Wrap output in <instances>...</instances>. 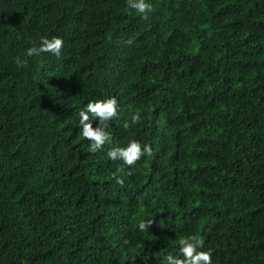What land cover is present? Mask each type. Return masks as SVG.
Wrapping results in <instances>:
<instances>
[{"label":"trees","instance_id":"16d2710c","mask_svg":"<svg viewBox=\"0 0 264 264\" xmlns=\"http://www.w3.org/2000/svg\"><path fill=\"white\" fill-rule=\"evenodd\" d=\"M147 2L0 0V264H166L197 232L213 264H264V0ZM112 96L92 154L78 113ZM131 139L153 155L121 187Z\"/></svg>","mask_w":264,"mask_h":264},{"label":"clouds","instance_id":"9594fccd","mask_svg":"<svg viewBox=\"0 0 264 264\" xmlns=\"http://www.w3.org/2000/svg\"><path fill=\"white\" fill-rule=\"evenodd\" d=\"M129 9L142 16L143 19H148L149 13L153 10V5L147 0H127ZM64 41L59 37H52L51 39L45 37L40 41L39 47H30L26 50V57L38 56L42 53H49L59 59L62 54ZM17 67L23 68L27 66V59L17 56L15 58ZM122 101L117 97L112 96L107 99L95 100L87 103L86 107L79 111V135L90 142L88 151L95 154L101 151L105 144L112 138L110 132L111 122L120 118L122 112ZM142 117L140 113L129 112L128 118L122 123V127L127 130L130 127L140 123ZM98 121L99 124L93 127V124ZM107 157L109 160L116 162L120 161L122 164L117 171L113 173L112 178L121 187L124 186V179L120 175L124 173V166H127L129 171L126 175L131 176L135 173V165L145 155L152 156L153 148L151 145L142 144L136 139H131L124 146H112L108 148ZM154 220H141L138 224L141 232L148 231L152 227ZM179 245V254L173 256L167 255L166 264H213V256L210 251L204 249V239L197 232L182 236L177 241ZM182 257V258H181Z\"/></svg>","mask_w":264,"mask_h":264}]
</instances>
